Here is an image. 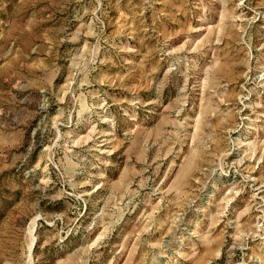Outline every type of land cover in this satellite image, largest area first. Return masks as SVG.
Segmentation results:
<instances>
[{"label": "rangeland", "instance_id": "1", "mask_svg": "<svg viewBox=\"0 0 264 264\" xmlns=\"http://www.w3.org/2000/svg\"><path fill=\"white\" fill-rule=\"evenodd\" d=\"M0 264H264V0H0Z\"/></svg>", "mask_w": 264, "mask_h": 264}]
</instances>
